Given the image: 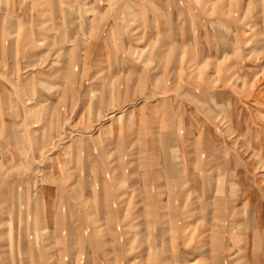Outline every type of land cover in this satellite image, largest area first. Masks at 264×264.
<instances>
[{
    "label": "rangeland",
    "instance_id": "1",
    "mask_svg": "<svg viewBox=\"0 0 264 264\" xmlns=\"http://www.w3.org/2000/svg\"><path fill=\"white\" fill-rule=\"evenodd\" d=\"M42 1L0 0V264H264V0Z\"/></svg>",
    "mask_w": 264,
    "mask_h": 264
},
{
    "label": "crops",
    "instance_id": "2",
    "mask_svg": "<svg viewBox=\"0 0 264 264\" xmlns=\"http://www.w3.org/2000/svg\"><path fill=\"white\" fill-rule=\"evenodd\" d=\"M44 2H45V4L47 3L46 0H45ZM41 4H43V1H42L41 3L37 2L36 4L33 5V7H30L31 9L27 10L26 12H24L21 16H25V15H26V16L30 17L28 14L31 13V12H33L36 6L42 8V5H41ZM45 4H43V5H45ZM9 6H10L9 4H6V8L1 7V9L3 8V10L1 11V13H2L3 16H5L6 14L9 15V14H11V13H14V10H12V8L10 9ZM36 9H37V8H36ZM4 10H8L9 13H6V14L4 15V12H3ZM32 10H33V11H32ZM28 11H29V13L27 14ZM45 11H46V10H43V11L41 10V11H38V13H39V15H41V16L43 15V16H44V15L47 14V12H45ZM15 12H16V11H15ZM35 12H36V10H35ZM44 12H45V13H44ZM24 14H25V15H24ZM14 17H15V16L13 15V18H14ZM33 20H34V17L32 16V22H33ZM19 24H20L19 17H17L16 20H15V22H14V24H13V27H19V26H20ZM32 31H33V29H32ZM34 37H35V41H36V40H38V38H39L40 36H39V34H35ZM24 39L28 40L26 37H25ZM33 42H34V41H33ZM181 121H182V120H181ZM180 123H182V122H180ZM195 125H196V124H195ZM181 126H182V125L180 124V125H179V128H178L177 137L180 135V127H181ZM176 158H177V163H178L179 168H178V167H177V168L175 167V168H176V173H177L178 176H179V174H180V172H181V170H180V161H179V160L181 159L180 151H179V152L177 151V153H176ZM178 181H179V179H178ZM178 184L180 185V181H179ZM109 211L111 212L110 209L107 210V212H109ZM119 222H120V221H119ZM92 223H93V222H92ZM92 223H91V224H92ZM104 228H105V229H109L108 227H107V228L104 227ZM91 231H92V230H91ZM97 231H98V228H97V230H96L95 228H93V231H92V232H93V233H96ZM99 231L101 232L102 229H100ZM67 234L69 235L70 232H68ZM65 238H66V237L62 238V240H65ZM65 250H66V248H65V246H64V248H63V252H64ZM67 253H68V252H67ZM81 253H82V252H81ZM63 254H64V253H63Z\"/></svg>",
    "mask_w": 264,
    "mask_h": 264
},
{
    "label": "bare ground",
    "instance_id": "3",
    "mask_svg": "<svg viewBox=\"0 0 264 264\" xmlns=\"http://www.w3.org/2000/svg\"><path fill=\"white\" fill-rule=\"evenodd\" d=\"M211 154H212V153H211ZM197 155H198V154H197ZM193 200H194V199H193ZM230 205H231V204H230ZM230 205H229V206H230ZM231 206H232V205H231Z\"/></svg>",
    "mask_w": 264,
    "mask_h": 264
}]
</instances>
